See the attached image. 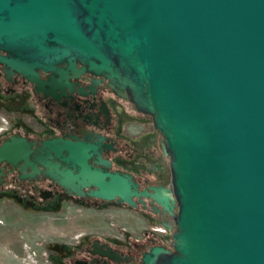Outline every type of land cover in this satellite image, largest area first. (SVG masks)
I'll use <instances>...</instances> for the list:
<instances>
[{"label":"water","instance_id":"1","mask_svg":"<svg viewBox=\"0 0 264 264\" xmlns=\"http://www.w3.org/2000/svg\"><path fill=\"white\" fill-rule=\"evenodd\" d=\"M1 50L32 80L109 73L152 116L179 210L143 264H264V0H0Z\"/></svg>","mask_w":264,"mask_h":264},{"label":"flooded vegetation","instance_id":"2","mask_svg":"<svg viewBox=\"0 0 264 264\" xmlns=\"http://www.w3.org/2000/svg\"><path fill=\"white\" fill-rule=\"evenodd\" d=\"M35 72L0 61V204L68 221L40 259L143 264L154 248L172 250L179 204L152 116L109 73Z\"/></svg>","mask_w":264,"mask_h":264},{"label":"rangeland","instance_id":"3","mask_svg":"<svg viewBox=\"0 0 264 264\" xmlns=\"http://www.w3.org/2000/svg\"><path fill=\"white\" fill-rule=\"evenodd\" d=\"M62 223L0 204V264H45L39 256L46 254V243L68 233L59 232L70 226Z\"/></svg>","mask_w":264,"mask_h":264}]
</instances>
